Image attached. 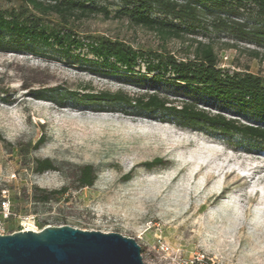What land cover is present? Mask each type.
I'll use <instances>...</instances> for the list:
<instances>
[{
  "label": "rangeland",
  "instance_id": "obj_1",
  "mask_svg": "<svg viewBox=\"0 0 264 264\" xmlns=\"http://www.w3.org/2000/svg\"><path fill=\"white\" fill-rule=\"evenodd\" d=\"M85 3L105 7L108 15H71L65 23L54 14L31 11L24 0H0V9L26 8V15L71 29L84 42L104 35L138 51H165L177 58H192L197 42L209 43L220 67L264 79V59L253 53L263 54L264 46L218 25L220 17L250 26L249 7L199 8L197 20L184 21L152 5L151 17L180 28V37H164L124 16L121 0ZM32 47L0 50V195L5 190L17 212L37 213L39 228L67 224L132 237L145 264H264L263 144L85 98L89 91L155 92L178 103L186 93L164 81L137 84L118 73H101L84 46L69 53L41 43ZM136 70L144 71L142 62ZM42 91L47 97H35ZM196 102L210 112L218 109L213 102ZM222 112L240 123L263 124L233 107ZM45 158L55 169L37 171L36 161ZM154 158L162 163L143 165ZM84 164L97 176L91 186L78 187V167ZM62 187L64 194L41 201Z\"/></svg>",
  "mask_w": 264,
  "mask_h": 264
},
{
  "label": "trees",
  "instance_id": "obj_2",
  "mask_svg": "<svg viewBox=\"0 0 264 264\" xmlns=\"http://www.w3.org/2000/svg\"><path fill=\"white\" fill-rule=\"evenodd\" d=\"M24 0V5L40 15L54 14L61 22L67 23L71 15L90 16L104 12L105 7L86 4V0ZM92 1V0H91ZM121 13L135 24L158 31L162 36L180 37V28L173 23L159 20L149 15L152 5L172 13L175 18L184 21H195L199 8H212L217 12L235 11L249 7L250 26L238 20L222 19L219 24L239 34L240 39H248L257 45L264 46V0H121ZM26 8L0 9V50L34 51L32 43L56 46L69 53L71 48L86 47L92 55L99 72L118 73L137 84L164 81L172 86L182 87L186 93L185 100L174 103L155 92L129 95L122 91L109 92L89 91L84 97L98 102H113L124 107H133L140 111L158 112L161 119H172L176 123L195 129L208 130L210 133L223 136L239 134L240 136L264 145V79L252 72L229 71L220 67L213 46L197 42L193 57L177 58L165 51H138L124 42L104 35L87 36L86 42L76 38L71 29L50 27L41 21L39 16L28 14ZM244 26V27H242ZM246 27V28H245ZM255 57L264 59V53L253 51ZM142 62L143 70H136ZM38 92L35 97L43 99L47 95ZM213 102L216 112H210L197 106L196 99ZM233 107L246 112L263 124L240 123L234 117H227L222 112ZM42 141L39 139L36 146ZM162 163L161 158L144 162L151 168ZM37 171L55 169L48 158L37 160ZM97 173L90 164L78 167L76 178L78 187H89ZM130 172L123 175L127 180ZM66 187L51 190L40 197L47 201L51 195H62Z\"/></svg>",
  "mask_w": 264,
  "mask_h": 264
},
{
  "label": "water",
  "instance_id": "obj_3",
  "mask_svg": "<svg viewBox=\"0 0 264 264\" xmlns=\"http://www.w3.org/2000/svg\"><path fill=\"white\" fill-rule=\"evenodd\" d=\"M0 264H145L137 241L67 224L0 235Z\"/></svg>",
  "mask_w": 264,
  "mask_h": 264
},
{
  "label": "built area",
  "instance_id": "obj_4",
  "mask_svg": "<svg viewBox=\"0 0 264 264\" xmlns=\"http://www.w3.org/2000/svg\"><path fill=\"white\" fill-rule=\"evenodd\" d=\"M37 217V213L17 212L12 206L11 200L5 190L2 191L0 195V235L12 233L17 230L38 231L45 226L39 228V224L36 221ZM192 263H197V261H193Z\"/></svg>",
  "mask_w": 264,
  "mask_h": 264
}]
</instances>
